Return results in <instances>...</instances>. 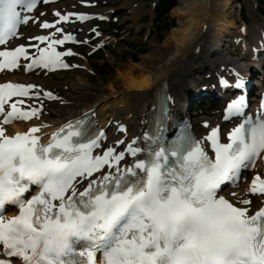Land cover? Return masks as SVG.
<instances>
[{"label":"snow or ice","instance_id":"1","mask_svg":"<svg viewBox=\"0 0 264 264\" xmlns=\"http://www.w3.org/2000/svg\"><path fill=\"white\" fill-rule=\"evenodd\" d=\"M35 7L36 0H0V46L18 36L19 26L29 22L26 13ZM33 39L50 42L45 48L34 45L35 56L23 45L0 50V70L16 68L21 57L31 60L28 69L70 67L62 58L73 53L57 51L55 45L72 40L71 35ZM35 87L0 83L3 125L39 117L40 109L23 110V99L12 101L28 97ZM234 87H243L241 77ZM43 95L58 99L51 92ZM245 108L240 96L227 106L225 119L242 115ZM40 131L33 126L8 135L0 126V247L5 257L0 264L14 259L21 264H264V207L249 214L248 207L218 195L222 185L254 168L264 154V111L231 129L227 142H221L218 128L211 129L205 140L212 156L202 141L185 134L167 147H153L145 137V147L134 140L117 151L124 143L118 141L95 154L104 134L93 132L86 119L61 126L46 144L36 135ZM128 156L132 162L122 165ZM33 186L37 194L26 199ZM250 192L264 195L261 175L253 177ZM6 205L18 208L7 220Z\"/></svg>","mask_w":264,"mask_h":264},{"label":"bare ground","instance_id":"2","mask_svg":"<svg viewBox=\"0 0 264 264\" xmlns=\"http://www.w3.org/2000/svg\"><path fill=\"white\" fill-rule=\"evenodd\" d=\"M78 5V0H67L57 4L54 10L51 8L50 12L39 15L33 31L30 34L19 32L16 43H21L40 32L53 34L58 27H62L64 31L76 30L78 38L84 41L87 37V23L77 25L69 17L62 22L56 15L59 13L61 16H68L69 11L81 10L77 8ZM232 5V0H181V6L173 10L179 18L178 26L171 28L163 42H149V50L142 54L138 61H129L119 66L117 77L109 82L110 91L104 95L90 90L84 71L79 70L86 68L87 63L79 61L72 63L75 66L73 68H76L73 71L78 76L72 80L71 85L69 80L53 81V74L36 77L7 74L4 79L35 85L33 93L40 94L36 100L28 99L24 103L37 106L40 109L39 117H34L28 123H16L14 129L26 132L33 126H39L41 131L36 135L46 141L63 123L88 112L99 126L105 128L102 143L109 146L118 140L131 138L142 129L143 114L162 80L165 82L168 96L173 101L172 104L176 109L182 110L199 84L215 89L214 80L207 81L206 74L209 73L213 77L219 74L235 80L242 78L243 73L250 74L252 64H259L260 61L256 60L258 57L254 55L251 47L258 45L256 41L261 38L260 34L264 32L261 28L264 27L259 28L260 25L257 24L254 30H250L251 38L249 32L245 37V29L237 31L234 18H228ZM129 10L132 14L135 13V17L140 15L139 8ZM44 22L54 24L55 27L43 28L41 25ZM235 32H238L239 40L233 42L234 47L231 48L228 38ZM234 50L238 52L234 54ZM46 91L58 99H48L43 95ZM185 108L188 109V106ZM187 114L191 116L190 112ZM114 121L116 122L113 125ZM193 122V128H196V123H201L208 129L219 122V116L214 112L212 115L194 117ZM117 124H124L123 129L116 131ZM231 191L236 194L231 197L234 200H253L245 195L241 184Z\"/></svg>","mask_w":264,"mask_h":264},{"label":"rangeland","instance_id":"3","mask_svg":"<svg viewBox=\"0 0 264 264\" xmlns=\"http://www.w3.org/2000/svg\"><path fill=\"white\" fill-rule=\"evenodd\" d=\"M62 0L58 2L59 4L63 3ZM155 0H97V6L93 7L95 10H100L101 13L106 15L105 23L101 24L103 29V34L101 37L88 39L83 43L81 47V52L90 53L93 49L99 48V53L101 54L102 59L98 61V65L104 60H107L109 64V68L106 67L101 68L99 71L100 75L95 73L93 75L91 66L95 63L96 57L100 56L94 53L90 59H86L82 55H75L74 60L80 59L83 63H87L86 68L79 69L81 72L84 71V76L87 80V85L89 86L91 91L97 92L100 95L106 94L109 90V82L112 79L117 77L118 67L124 65L129 61H133L134 57H136V61L139 60V57L146 53L149 48L148 44L152 40L156 42H163L165 35L171 30V28L178 26L179 18L176 13L173 12L174 8L177 6H181V0H177V4L170 9L168 12L169 19H174V26L170 28L166 33L163 34L162 39H159L156 36V14L153 9V3ZM55 7V4L48 5L42 9V12L48 11L51 8ZM239 6L241 10H243V15L238 18L237 10L238 6H233L228 18L235 19V26L237 27V31L239 26L243 23L245 25V37H247L246 33L249 32V38H251L250 30H254L255 26L258 24L260 27H264V16H260L258 14V9L254 5L252 0H240ZM139 8L140 15L135 17V13H131L129 9ZM136 21H135V20ZM155 20V21H154ZM93 21L92 23H94ZM91 23V24H92ZM108 25V27H107ZM34 25L28 26L26 28V33H31ZM252 27V28H251ZM249 28V29H248ZM259 29V28H258ZM264 29V28H262ZM207 32V30H206ZM234 37H238V32ZM208 34V32L206 33ZM91 33H89V36ZM204 38V37H202ZM248 38V39H249ZM231 48L234 47L233 42H231ZM103 48V49H102ZM238 51L234 50L233 53L236 54ZM133 54L134 57L130 58V55ZM79 64V63H78ZM99 69V68H98ZM208 74L205 75L207 81L213 79V76L207 77ZM77 74L74 73L73 70L68 72L56 73L53 75L52 80L56 82L68 81L71 85L72 80L77 78ZM262 76V72L255 73V77ZM36 77V76H35ZM212 81V80H211ZM258 79L251 82L253 87L256 86ZM208 83V82H207ZM198 82L196 83V85ZM206 84V83H205ZM195 85V86H196ZM202 86L203 84H199ZM200 86L195 88L194 94L198 92ZM191 97H193L191 99ZM189 110L195 118L202 117V115H212V113L219 110V106L216 101L211 100L209 97L193 94L189 97ZM204 103L203 108H199L197 111L194 110L196 105H200ZM213 106V107H211ZM193 107V109H192ZM201 129L202 126L198 125Z\"/></svg>","mask_w":264,"mask_h":264},{"label":"trees","instance_id":"4","mask_svg":"<svg viewBox=\"0 0 264 264\" xmlns=\"http://www.w3.org/2000/svg\"><path fill=\"white\" fill-rule=\"evenodd\" d=\"M259 7L264 6V0H255ZM177 4V0H158L155 6V14H156V36L159 39H162V36L165 32H167L171 27L174 26V19H169L168 17V12L170 11L171 8H173ZM264 11V10H261ZM155 21V20H154ZM134 55L131 54L130 58H133ZM102 57L99 56L96 60L95 63H93V70L96 72L98 75L102 73L99 71L101 68L106 67L109 68V64L106 60H103L101 64L98 65L97 61L101 59ZM134 61H136V57H134ZM99 68V69H98ZM200 106L197 107L200 108Z\"/></svg>","mask_w":264,"mask_h":264}]
</instances>
